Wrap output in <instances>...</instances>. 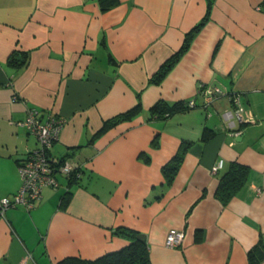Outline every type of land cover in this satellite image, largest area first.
I'll return each instance as SVG.
<instances>
[{
    "label": "crops",
    "instance_id": "1",
    "mask_svg": "<svg viewBox=\"0 0 264 264\" xmlns=\"http://www.w3.org/2000/svg\"><path fill=\"white\" fill-rule=\"evenodd\" d=\"M208 4L188 49L148 83ZM22 53L24 64H8ZM204 86L221 91L207 106ZM138 98L137 116L89 143ZM234 98L242 121L228 125ZM189 99L188 110L147 118L157 100ZM30 107L64 119L48 155L72 159L79 176H59L32 208H5L0 264L95 259L127 245L118 226L146 235L150 264H250V251L264 253V0H119L107 10L98 0H0V198L19 190L17 162L38 147L22 124ZM182 140L192 143L166 185L161 167ZM234 163L245 178L223 203L215 192ZM170 228L184 233L176 247L164 245Z\"/></svg>",
    "mask_w": 264,
    "mask_h": 264
},
{
    "label": "trees",
    "instance_id": "2",
    "mask_svg": "<svg viewBox=\"0 0 264 264\" xmlns=\"http://www.w3.org/2000/svg\"><path fill=\"white\" fill-rule=\"evenodd\" d=\"M98 2L102 10H107L111 7L116 6L119 0H98ZM209 5L210 4H208V8L204 17L197 24H195L190 29V31L185 34L180 48L160 64L155 73L151 77H149L148 83L159 84L171 70L174 64L180 59L181 55L188 49L192 38L207 19ZM26 57L27 56L25 53H22L17 57L12 56L8 59V64L12 66H21L25 63ZM189 108L190 107H188L186 105V102L184 101L170 103L165 100H157L149 108L147 118L148 120L166 118L177 111H184L188 110ZM141 111L142 106L138 98L136 103L132 107L104 120L100 128L90 138L89 143H92L97 137L102 135L104 132H106L116 124L133 119ZM208 137L209 134L207 132V128H204V131L201 135V140H206ZM191 143V141L182 140L174 155L162 165L161 173L164 177L166 185L172 183L183 161L184 155L190 147ZM153 144L156 145L155 142ZM20 160H18L17 163H19ZM245 172L246 168L244 166L234 163L232 164V168L230 170L223 173L215 192L217 198L220 201L226 203L230 196L234 194L237 187H239L243 183ZM68 181L69 183L74 182L76 181V177L72 176ZM113 233L128 241L127 245L121 249L105 253L95 259L87 260L70 256L63 258L57 264H150L148 243L146 235L143 232L127 227L118 226L114 229ZM259 248L261 252L264 251V244H262L261 241ZM262 254L264 253L257 254L256 252L250 251V264H257L262 259V257H264V255Z\"/></svg>",
    "mask_w": 264,
    "mask_h": 264
},
{
    "label": "built area",
    "instance_id": "3",
    "mask_svg": "<svg viewBox=\"0 0 264 264\" xmlns=\"http://www.w3.org/2000/svg\"><path fill=\"white\" fill-rule=\"evenodd\" d=\"M217 86H204L200 91L203 98V105L207 106L220 93ZM234 109L222 114V119L229 125L232 118L238 122L242 121V107L237 98L233 99ZM188 107H194L193 99L186 101ZM64 119L47 116L44 118L41 111L35 107L27 109L25 118L22 120L23 126L33 134L38 142V147L30 151L18 163V171L22 184L11 197L0 198V214L5 208L23 204L27 208H32L41 199V192L45 187L57 188L59 186V176L71 178L79 176L76 163L70 158L56 159L48 155L49 148L58 139L60 128ZM222 167V160H218L211 168L216 172ZM184 237L181 229L170 228L165 235L164 245L166 247H176L180 245Z\"/></svg>",
    "mask_w": 264,
    "mask_h": 264
}]
</instances>
